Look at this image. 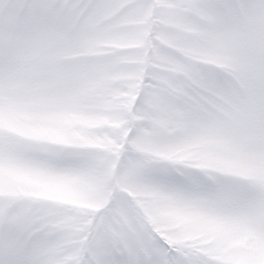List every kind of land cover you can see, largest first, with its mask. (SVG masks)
<instances>
[{
	"label": "snow or ice",
	"instance_id": "1",
	"mask_svg": "<svg viewBox=\"0 0 264 264\" xmlns=\"http://www.w3.org/2000/svg\"><path fill=\"white\" fill-rule=\"evenodd\" d=\"M0 264H264V0H0Z\"/></svg>",
	"mask_w": 264,
	"mask_h": 264
}]
</instances>
